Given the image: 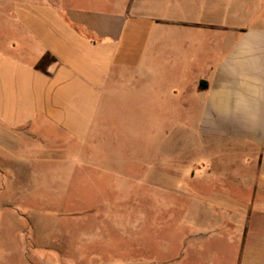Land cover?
<instances>
[{
	"label": "rangeland",
	"instance_id": "rangeland-1",
	"mask_svg": "<svg viewBox=\"0 0 264 264\" xmlns=\"http://www.w3.org/2000/svg\"><path fill=\"white\" fill-rule=\"evenodd\" d=\"M58 3L126 11L128 39L138 44L154 25L183 24L184 12L193 23L201 17L222 19L225 27L264 23V0ZM163 30L156 31L154 46L158 99L147 89L115 97L89 139L43 142L39 158L27 164L31 171L8 194L13 207L0 209V220L19 250L31 255L12 250L5 263L28 264V257L31 264H264V175L257 183L258 162L243 146L184 137L191 89L177 88L169 101L164 94L173 90L171 68L184 57L185 43L178 28L171 36ZM192 50L193 60H207L205 43L197 40ZM201 74L199 66L192 71V85ZM190 115L196 122L197 108ZM232 202L241 208L228 207ZM250 214L258 220H247Z\"/></svg>",
	"mask_w": 264,
	"mask_h": 264
},
{
	"label": "crops",
	"instance_id": "crops-1",
	"mask_svg": "<svg viewBox=\"0 0 264 264\" xmlns=\"http://www.w3.org/2000/svg\"><path fill=\"white\" fill-rule=\"evenodd\" d=\"M58 1L0 0V209L13 207L8 194L29 174L27 164L39 158L43 142L55 144L64 137L85 142L115 97L143 95L147 89L159 98L154 46L160 27L169 36L178 28L184 38V57L171 68L177 79L170 75L173 90L164 94L169 101L191 89L184 137L197 144L243 146L258 162L254 179L264 175V23L241 27L237 21L225 27L222 19L202 17L193 23L184 12L183 24L154 25L138 44L128 39L132 18L126 11ZM197 40L205 43V62L193 60ZM198 66L203 74L192 85L191 73ZM228 207L241 208L235 202ZM247 220L258 216L250 214ZM4 225L0 220V264H7L12 250L31 255L19 250L1 229Z\"/></svg>",
	"mask_w": 264,
	"mask_h": 264
},
{
	"label": "water",
	"instance_id": "water-1",
	"mask_svg": "<svg viewBox=\"0 0 264 264\" xmlns=\"http://www.w3.org/2000/svg\"><path fill=\"white\" fill-rule=\"evenodd\" d=\"M200 86H201V87H204V84H201Z\"/></svg>",
	"mask_w": 264,
	"mask_h": 264
}]
</instances>
